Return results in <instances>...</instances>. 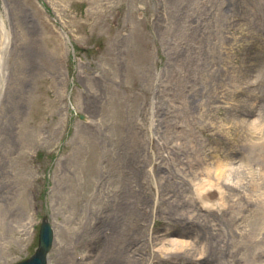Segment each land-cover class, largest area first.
<instances>
[{
  "label": "rangeland",
  "instance_id": "374dc122",
  "mask_svg": "<svg viewBox=\"0 0 264 264\" xmlns=\"http://www.w3.org/2000/svg\"><path fill=\"white\" fill-rule=\"evenodd\" d=\"M246 138L264 139V0H0V264L34 253L44 216L54 264H96V223L131 187L144 251L200 245L172 219L224 212L200 206L193 173L249 164Z\"/></svg>",
  "mask_w": 264,
  "mask_h": 264
},
{
  "label": "bare ground",
  "instance_id": "6f19581e",
  "mask_svg": "<svg viewBox=\"0 0 264 264\" xmlns=\"http://www.w3.org/2000/svg\"><path fill=\"white\" fill-rule=\"evenodd\" d=\"M214 91L215 89H213ZM251 123L243 124L240 131L250 125L254 129L262 131L261 123L253 121ZM253 131L255 132V130ZM192 142L183 141L180 145L185 150V157L190 155L192 149H195L197 155L199 154L194 140ZM235 143H239L237 151L241 150V146L242 149H245V146L249 148V159L251 160L249 164L241 165L234 171L229 167V161L209 163L198 171L191 169L197 178V182L192 184V188L200 206L203 209H213L217 204L212 197L218 196L217 201L220 202V209L223 207L224 212L217 216L211 215L212 217L203 218L201 221L196 220V222L191 217L172 219V223L181 225L180 229L183 231L178 232L184 235H189L188 229L194 226V236L201 243L200 245L190 243L188 246H183L175 243L174 240H169V243L175 247L173 250L165 253L162 248L155 251H144L145 247L139 243L141 240V237L138 236L140 231H133L137 228L139 221L136 220L137 218L132 220L128 217L129 214L137 212H140L141 216L144 215L142 210L140 211L135 205L146 211L147 201L145 198H141L140 188L134 187L133 189L131 187L117 204V212L111 213L107 219L104 218L105 222L96 223L100 225V228L103 223H106L104 239L108 242L98 252L96 264H156L157 261L162 260L167 262L178 260L183 264H207L210 262L215 264H264V139L248 141L246 138ZM256 161L258 164L253 165ZM233 172L236 181L231 184L225 183L224 179L232 176ZM192 173L185 174V178H182L181 181L191 178ZM159 175L162 180L165 179L169 191L170 188L176 190L175 183L170 184V179L181 178V174L159 173ZM176 185L178 187L177 183ZM179 191L173 192L171 195L177 194ZM228 195L234 196L236 199L232 204L226 206L225 197ZM156 221L158 222V219ZM27 223H31V227H34V218L28 219ZM107 227L110 228V232L106 229ZM168 233L171 231H167ZM160 238L164 242V239ZM165 244L164 242L163 246ZM48 264H54L52 256H49Z\"/></svg>",
  "mask_w": 264,
  "mask_h": 264
},
{
  "label": "water",
  "instance_id": "95a60500",
  "mask_svg": "<svg viewBox=\"0 0 264 264\" xmlns=\"http://www.w3.org/2000/svg\"><path fill=\"white\" fill-rule=\"evenodd\" d=\"M54 231L47 219H44L41 226L40 243L36 253L28 260L18 264H47V255L52 248Z\"/></svg>",
  "mask_w": 264,
  "mask_h": 264
}]
</instances>
